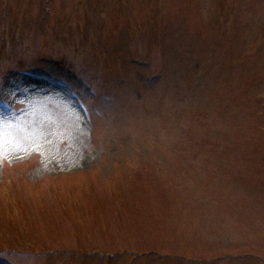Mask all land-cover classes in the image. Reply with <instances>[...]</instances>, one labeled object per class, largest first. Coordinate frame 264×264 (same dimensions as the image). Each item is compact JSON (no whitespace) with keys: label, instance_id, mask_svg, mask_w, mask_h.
Here are the masks:
<instances>
[{"label":"rangeland","instance_id":"1","mask_svg":"<svg viewBox=\"0 0 264 264\" xmlns=\"http://www.w3.org/2000/svg\"><path fill=\"white\" fill-rule=\"evenodd\" d=\"M0 99V264H264V0H0Z\"/></svg>","mask_w":264,"mask_h":264},{"label":"snow or ice","instance_id":"2","mask_svg":"<svg viewBox=\"0 0 264 264\" xmlns=\"http://www.w3.org/2000/svg\"><path fill=\"white\" fill-rule=\"evenodd\" d=\"M6 141H7V137H5L3 135L2 130H0V148H3L5 146ZM16 142H17L16 138H13L12 143L15 144Z\"/></svg>","mask_w":264,"mask_h":264},{"label":"bare ground","instance_id":"3","mask_svg":"<svg viewBox=\"0 0 264 264\" xmlns=\"http://www.w3.org/2000/svg\"><path fill=\"white\" fill-rule=\"evenodd\" d=\"M8 82H10V81H8ZM33 98V102H39V100L41 99V100H43V98L39 95V96H34V97H31V99ZM3 132V135L5 136V137H7V135L4 133V131H2ZM9 137H7V139H8ZM11 149H13V148H11Z\"/></svg>","mask_w":264,"mask_h":264}]
</instances>
